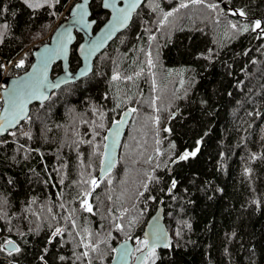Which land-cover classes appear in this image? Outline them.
I'll use <instances>...</instances> for the list:
<instances>
[{"label":"trees","instance_id":"trees-1","mask_svg":"<svg viewBox=\"0 0 264 264\" xmlns=\"http://www.w3.org/2000/svg\"><path fill=\"white\" fill-rule=\"evenodd\" d=\"M75 1L0 0V64L25 59L7 75L28 68L32 49ZM91 9L97 28L108 11L102 0ZM256 20L264 26V0H145L88 76L33 103L31 119L0 136V264H110L122 239L138 247L159 203L172 244L156 249L155 264H264V33L252 30ZM80 63L74 46L70 66ZM61 69L55 63L53 74ZM129 106L119 160L93 189L84 181L97 179L105 133ZM86 191L91 213L81 207ZM9 239L19 253L8 254Z\"/></svg>","mask_w":264,"mask_h":264},{"label":"water","instance_id":"water-1","mask_svg":"<svg viewBox=\"0 0 264 264\" xmlns=\"http://www.w3.org/2000/svg\"><path fill=\"white\" fill-rule=\"evenodd\" d=\"M91 2L92 0H77L70 6L68 16L59 22L57 27L50 34L49 39L32 50L33 59L26 70L15 75L5 76L0 69V82L6 84V86L2 88V105L0 108V118H3L5 116L4 110L10 108L9 100L14 96L18 84H20L22 80L29 81L31 83L33 77L40 76L43 59L46 55L49 54V50L58 49L64 37L67 36L68 33L71 34L72 39L71 43L67 45V56H60L59 58L53 59L47 66V80L41 86V91L48 98L45 100H38L35 98L31 99L27 104L28 116L30 114L31 105L33 103L45 102L50 98L53 91L59 90L62 86L68 83L76 82L88 76L94 69V63L97 56L106 47H108V45L118 36L119 33H121L131 24L135 13L145 2V0H141L136 9L131 13V19L127 22L126 26L123 27H121L117 23L115 19L116 12L114 11V9L104 7V0H102V7L103 9L108 11V17L97 28L95 27L97 24V17L93 15ZM128 2H130V0H115L117 8L126 7ZM76 5H82L83 7L76 8ZM81 15H83L85 23L80 22ZM78 33L81 34L82 38L77 42ZM97 45L99 46L97 47ZM74 46L81 63L77 68L72 69L70 66V56L72 48ZM55 63H60L62 69L60 72L53 74V66ZM69 74H71V76H69ZM53 83H60V87L52 88L48 86L49 84ZM133 109L134 108L131 106L123 109L120 116L113 120V122L108 127L105 133V138L107 139H105L104 142L103 156L97 175V181L102 180L115 168L120 157V149L123 138L128 130L129 124L134 114ZM176 113L177 111L174 112V115ZM21 121L22 120H20L18 124H15V126L9 127L8 131L0 133V136H4L10 130L16 128L21 123ZM116 121H121V123L117 125L115 123ZM0 122H3L2 119H0ZM117 131L119 134L114 135V133H116ZM105 145H107L108 147L105 148ZM176 157L173 160H175ZM173 160H171L169 164V170H172L175 164L173 163ZM109 165L111 166L109 167ZM102 167L105 169L104 172H101ZM164 211L165 210L163 204L159 203L157 209L148 218L144 226L143 232L141 233L142 238H144L145 233H151L154 229L158 228L163 230V232L167 234V237L172 244L171 233L165 221ZM15 245L18 246L16 242ZM4 246L9 251L13 247L12 245H8L6 243H4ZM158 248L167 249L169 247L165 248L161 246ZM115 249H117L118 251H115L110 264H144L145 261L142 262L140 258L148 251L147 249H145L143 254L141 252H136L135 241L131 237L119 241L116 244Z\"/></svg>","mask_w":264,"mask_h":264},{"label":"snow or ice","instance_id":"snow-or-ice-1","mask_svg":"<svg viewBox=\"0 0 264 264\" xmlns=\"http://www.w3.org/2000/svg\"><path fill=\"white\" fill-rule=\"evenodd\" d=\"M141 2V0H130V2L127 3L126 7L124 8H117L115 0H104V7L106 8H112L116 12L115 19L117 23L123 27L126 26L127 22L131 19V13L136 9L138 4ZM25 4H29V0H24ZM56 3H59V0H43V3H35V4H29V7H44L45 5H48L49 7H54ZM181 7H187L185 4H181ZM210 8L215 9L217 7L216 4H210L208 5ZM76 8H82V5H76ZM237 14V13H233ZM240 16H244L245 13L243 11H240L238 13ZM172 15V12H169L165 16V20H167V16ZM81 23H85L83 19V15H81L80 18ZM6 27V25H5ZM231 28L236 29L237 25L232 24ZM249 28L245 26L243 28V31L247 32ZM252 30H260L261 33H264V26H262V22L260 20H256L254 24L252 25ZM71 34L68 33L67 36L64 37L63 41L61 42L60 46L58 49L55 50H49V54L45 56V58L42 61V70L40 72L39 77H33L32 82L30 83L29 81H21L20 84H18L17 89L15 90V94L12 98L9 100L10 108L5 109V116L2 119L3 122H0V133L8 131L9 127L15 126V124H18L20 120H25V119H31L27 115V104L30 102L31 99L35 98L38 100H45L48 97L43 94L41 91V86L45 83L47 80V66L48 64L56 58H59L60 56H67L68 54V47L67 45L71 43ZM99 45H97L98 47ZM25 61L24 59H21L15 67L17 68H22L24 65ZM149 63L151 64L152 61L149 60ZM3 68V65L0 64V69ZM71 76V74H69ZM113 79H119V76H114ZM130 79V78H129ZM49 87L52 88H58L60 87V83H53L49 84ZM135 111V109H133ZM117 125L121 123V121H116L115 122ZM100 127H103V124L99 125ZM11 135L15 136V132H11ZM118 131L114 133V135H118ZM24 135H28V133H24ZM107 139V138H105ZM91 143V141H89ZM108 146L105 145V148ZM174 147V146H173ZM200 151L199 147H196L193 151H184L182 154H180L178 157H176L175 160H173V163H176L177 161H187L189 158L195 157L197 153ZM106 155V153H105ZM111 165H109L110 167ZM105 169L102 167L101 172H104ZM152 179V177H150ZM61 183L63 181L61 180ZM84 183H89L92 188L94 189L95 187H98L99 184L97 182L96 178H92L90 181H84ZM177 186L176 180L171 181V187L168 189L169 192L172 191ZM147 187V186H145ZM91 191H86L83 193V198L81 199V207L91 213L93 211L92 204L89 202L88 197L91 196ZM143 195V193H141ZM6 203V201H5ZM71 223L75 225V220H71ZM134 223V221H129V226ZM117 229L120 231H123L124 226L121 224L116 225ZM57 235H62V230L60 228L55 229V232L52 234V239H54ZM90 235V234H89ZM51 242V239L50 241ZM6 244L12 245L13 247L11 250L8 252L9 255H12L13 252L19 253L21 251L19 246L15 245V241L9 239L5 241ZM138 247L135 249L137 252H141L142 254L144 253V250L147 249V253L143 254L142 257L140 258L143 261H147L149 259L152 260V264H155V259L157 258L156 255V249L158 247H171V243L167 237V234L163 232L161 229H154L151 233H145V236L143 239L137 240ZM85 248L93 247L94 246L90 244H85ZM47 251V249H45ZM113 251H118L117 249H113ZM84 256L88 255V252L85 251L83 253ZM41 260L44 259L43 256L40 257ZM60 259H64L63 257H60Z\"/></svg>","mask_w":264,"mask_h":264},{"label":"rangeland","instance_id":"rangeland-1","mask_svg":"<svg viewBox=\"0 0 264 264\" xmlns=\"http://www.w3.org/2000/svg\"><path fill=\"white\" fill-rule=\"evenodd\" d=\"M46 37H50V35H48V36H46ZM45 37V38H46ZM21 59H24V58H19V59H15L14 61V63H12L13 65H16ZM24 61H25V59H24ZM10 64V63H9ZM9 64L8 63H4V65H3V67H4V71H3V73L5 74V75H7L6 74V71L8 70V66H9ZM11 64V65H12ZM5 85L4 84H0V100H1V98H2V93H1V88H3Z\"/></svg>","mask_w":264,"mask_h":264},{"label":"bare ground","instance_id":"bare-ground-1","mask_svg":"<svg viewBox=\"0 0 264 264\" xmlns=\"http://www.w3.org/2000/svg\"><path fill=\"white\" fill-rule=\"evenodd\" d=\"M73 3H74V2H73ZM73 3H72V4H73ZM60 21H61V20H59L58 23H56V24L58 25ZM57 25L54 27V29L57 27ZM54 29L52 30V32L54 31ZM52 32H51V33H52ZM6 258L8 259L9 263L12 261L10 258H8V257H6ZM15 263H16V262H15ZM16 264H17V263H16Z\"/></svg>","mask_w":264,"mask_h":264},{"label":"built area","instance_id":"built-area-1","mask_svg":"<svg viewBox=\"0 0 264 264\" xmlns=\"http://www.w3.org/2000/svg\"><path fill=\"white\" fill-rule=\"evenodd\" d=\"M13 62H14V60L11 63H13ZM10 264H16V263L11 261Z\"/></svg>","mask_w":264,"mask_h":264},{"label":"flooded vegetation","instance_id":"flooded-vegetation-1","mask_svg":"<svg viewBox=\"0 0 264 264\" xmlns=\"http://www.w3.org/2000/svg\"><path fill=\"white\" fill-rule=\"evenodd\" d=\"M2 105V104H1ZM0 108H1V106H0Z\"/></svg>","mask_w":264,"mask_h":264}]
</instances>
